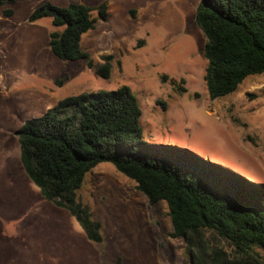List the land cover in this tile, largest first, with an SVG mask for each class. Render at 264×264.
<instances>
[{
	"label": "rangeland",
	"instance_id": "374dc122",
	"mask_svg": "<svg viewBox=\"0 0 264 264\" xmlns=\"http://www.w3.org/2000/svg\"><path fill=\"white\" fill-rule=\"evenodd\" d=\"M47 1L108 2V19H99L82 45L96 61L114 54L109 78L84 59L63 60L53 53L52 19L30 21ZM200 2L7 0L0 5V264H190L183 238L171 236L166 202L151 205L113 163H99L79 191L103 223L102 242L92 241L77 217L47 200L30 179L16 131L70 95L129 85L141 104L145 140L189 148L264 182V73L248 76L233 93L211 98L206 38L196 22ZM5 9L14 12L4 15ZM141 39L146 42L138 46ZM65 76L69 80L58 85ZM209 239L224 244L212 232Z\"/></svg>",
	"mask_w": 264,
	"mask_h": 264
},
{
	"label": "trees",
	"instance_id": "16d2710c",
	"mask_svg": "<svg viewBox=\"0 0 264 264\" xmlns=\"http://www.w3.org/2000/svg\"><path fill=\"white\" fill-rule=\"evenodd\" d=\"M6 2L0 0V5ZM13 12L5 9L3 14ZM44 17L55 27L49 42L55 55L84 59L97 74L111 76L114 54L96 61L82 45L84 34L99 19H108L107 1L97 6L47 1L30 21ZM196 22L206 38L211 98L233 93L248 76L264 73V0H201ZM145 42L141 39L138 46ZM69 78L57 79V84ZM141 116L140 101L129 85L62 98L16 131L24 169L46 199L77 217L92 241L104 240L103 223L79 191L99 163L111 162L151 205L166 202L171 236L183 238L190 264H264V182L189 148L148 142ZM210 232L224 244H211Z\"/></svg>",
	"mask_w": 264,
	"mask_h": 264
},
{
	"label": "crops",
	"instance_id": "0c3cea01",
	"mask_svg": "<svg viewBox=\"0 0 264 264\" xmlns=\"http://www.w3.org/2000/svg\"><path fill=\"white\" fill-rule=\"evenodd\" d=\"M197 36H200V34L198 33L197 34ZM204 48V47H203ZM22 162V161H21ZM22 166H23V163H22ZM23 168H24V166H23ZM26 171V170H25ZM30 177V176H29ZM31 179V178H30ZM32 180V179H31ZM44 196V195H43ZM48 200V199H47ZM50 201V200H49ZM58 207H60V206H58ZM61 208H63V207H61Z\"/></svg>",
	"mask_w": 264,
	"mask_h": 264
}]
</instances>
